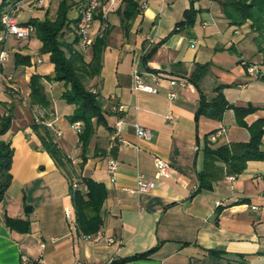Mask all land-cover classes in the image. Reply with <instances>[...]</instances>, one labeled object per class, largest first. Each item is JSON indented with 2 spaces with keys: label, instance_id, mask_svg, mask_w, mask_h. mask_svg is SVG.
<instances>
[{
  "label": "crops",
  "instance_id": "obj_1",
  "mask_svg": "<svg viewBox=\"0 0 264 264\" xmlns=\"http://www.w3.org/2000/svg\"><path fill=\"white\" fill-rule=\"evenodd\" d=\"M58 1L19 0L17 16L25 15L16 20L53 16ZM73 1L77 17L80 4ZM133 1L137 11L124 30L118 15L120 0H103L94 14L91 31L94 37L104 33L105 41L97 74L83 73L82 82L96 89L106 124L94 126L83 162L78 132L67 116L74 105L61 97L64 83L42 79L51 103L46 117L62 132L55 139L70 158L68 170L90 176L107 189L96 239H84L74 227L68 177L32 129V109L26 104L28 75L50 74L53 64L39 52L41 42L33 32L24 41L9 35L0 43V50L8 52L0 63V114L9 108L13 113L11 126L2 135L11 141L13 156L12 179L0 199V264H73L76 258L108 264L152 246L156 247L145 257L121 264H264V159L247 160L239 174L221 176L211 188L195 191L202 137L211 146L248 138L230 108L223 109L220 119L207 112L194 118L199 91L209 99L214 85L225 84L222 95L229 102L256 108L243 117L245 123L264 118V58L255 50L254 32L247 22L227 24L216 0ZM188 6L194 8L193 23L176 26ZM75 25L65 29L67 41L74 38ZM158 39L142 62L143 49ZM15 52L29 54L31 63L14 64ZM90 55L91 48L84 59ZM243 61L253 64L256 73L248 74ZM133 65L145 83L156 87L155 92L132 89ZM194 65L203 70L193 85L188 76ZM170 78L184 82L170 85ZM117 104L124 107L111 110ZM117 116L121 123L115 133L112 124ZM132 123L147 127L150 137L139 138ZM261 136L264 146V132ZM155 156L168 162L169 178L156 175ZM109 158L116 160L112 178L105 168ZM137 176L151 180L153 187L134 192ZM65 207L71 209L72 221L63 214ZM5 216L27 220L28 230L9 228Z\"/></svg>",
  "mask_w": 264,
  "mask_h": 264
},
{
  "label": "trees",
  "instance_id": "obj_2",
  "mask_svg": "<svg viewBox=\"0 0 264 264\" xmlns=\"http://www.w3.org/2000/svg\"><path fill=\"white\" fill-rule=\"evenodd\" d=\"M19 0H1L0 15L4 10V6L13 5ZM220 6V12L227 20V24L239 25L247 22L254 35L251 39L255 43L256 51L262 53L264 58V0H216ZM103 0L99 3L102 4ZM123 2V7L118 10L120 16L121 29H125L129 20L136 13V3L133 0H120ZM76 4L73 0H59L55 14L50 17L45 14L41 19L29 17L25 22L31 23L34 26L33 34L40 40L39 52L47 54V60L53 64V71L50 74H41L31 72L28 80V100L26 104L31 109L35 105L42 106L46 109L45 116L49 112L51 105L50 98L45 89H43V81L60 80L63 81L65 89L61 93V97L65 102L74 105L73 111L68 114V119L71 122L80 121L82 123L81 130L78 132L77 142L80 145V157L82 162L85 160V152L87 150L88 141L93 136L94 126L101 124L105 126L104 116L101 114V107L96 101L97 92L92 91L83 85L79 72L88 76H94L99 69V55L104 44V33L97 34L91 42V55L89 60L84 59V54L80 52L75 43L78 40V35L71 41L64 39V31L70 23H76L77 17H67L68 10ZM182 18L176 22V26L191 25L194 20V8L188 6L181 12ZM1 27V24H0ZM175 29L173 28L172 31ZM163 39V38H162ZM161 41L158 39L148 50L143 53L141 61L145 62L148 55L153 52L157 44ZM29 54L13 53L12 61L14 64H26L30 62ZM246 63L243 64V66ZM202 67L194 65L188 79L191 83L196 84L202 73ZM225 84H216L213 86L211 97L206 98L201 91L198 93L197 106L195 107L194 118L198 114L206 113L211 108L210 116L220 119L224 108L233 110L234 122L247 130V139L244 141H229L211 146L208 140L202 137V143L197 151L200 155V163L196 172V188L195 191L211 188L214 180L227 174H239L244 168V162L247 160L264 159V146L261 145V134L264 132V118L258 117L249 123L243 121V117L253 112L254 106L237 105L229 102L222 95V88ZM264 107V105H263ZM12 110L9 108L7 112L0 114V199L4 196L7 185L11 182L12 174L11 156H13V147L10 145V140L2 138L5 131L10 128L12 123ZM32 129L36 131L40 138V144L45 149L56 164L60 166L68 177L69 198L71 199L74 213V227L77 231L83 234H91L100 230L103 218L100 208H102L107 189L100 181L93 179L90 176L77 174L73 175L68 170L70 158L62 151L56 143L50 131L44 126L36 123L33 120ZM206 135V134H205ZM203 135V136H205ZM75 184L72 185V184ZM85 185L86 189H82ZM5 223L9 228L19 229L21 231L28 230V221L10 216H5ZM156 246L147 248L145 251L133 253L128 256L120 257L117 260L113 259L108 264H121L125 260L133 258L145 257Z\"/></svg>",
  "mask_w": 264,
  "mask_h": 264
},
{
  "label": "built area",
  "instance_id": "obj_3",
  "mask_svg": "<svg viewBox=\"0 0 264 264\" xmlns=\"http://www.w3.org/2000/svg\"><path fill=\"white\" fill-rule=\"evenodd\" d=\"M41 0H38L40 2ZM80 4L79 7V14L77 15V22L75 25V32L78 35V40L75 43L76 48L82 52L83 54L87 53L88 50L91 48V42L94 40V35L91 31V28L93 27V23L95 20L94 14L97 12L98 6H99V0H77ZM37 2V3H38ZM13 5H9L8 8L2 11L0 15V43L4 42V40L10 35L14 36L17 39H28L34 30V26L31 23L27 22H19L16 20V15L13 13ZM148 50V46H146L143 49V52H146ZM8 58V52L5 50H0V63L5 61ZM243 63H246L243 61ZM245 70L248 72V74H253L256 73L257 68L253 64H245L244 65ZM131 72V82L130 86L134 90H142V91H147V92H155L156 87L153 85H149L144 82L142 74L140 71L136 70V66L133 65L130 68ZM174 82H177L178 84H182L184 81L182 79L176 80L175 78H170L167 80V83L172 85ZM92 91H96L95 88H92ZM168 97H172L173 93L168 92L167 94ZM124 105L122 104H117V105H112L111 110L113 111H120ZM46 109L42 106L35 105L32 108V117L33 120L36 123L41 124L44 126L48 131H51V134L53 137H58L61 135V130L56 127H54L53 121L49 119L48 117L45 116ZM121 123V118L117 116L116 120L114 121L113 128L115 133H118L119 128L118 125ZM82 123L80 121H74L71 125V127L76 131L79 132L81 129ZM132 127L134 128V132L136 135L139 136V138H148L150 137V130L147 127L139 126L137 123H132ZM119 142L126 144L128 142H125L124 139L119 138ZM114 165H116V160H112V158H109L106 160V170L109 173V176L112 178L114 176ZM153 167L155 168L156 175L158 176H163V177H170V170L168 166V162L159 157L155 156L153 158ZM227 178H230L231 175H226ZM135 183V188L134 192H146L149 189L153 187V182L148 179H144L143 177L137 176L136 179H134ZM72 185L75 186L73 183ZM82 189H86V186L83 185ZM63 214H65L66 218L70 221L73 220V213L70 208L65 207L63 209ZM98 236H100V231H96L91 234H83L84 239H96ZM105 240L108 242L111 241L110 237H106ZM23 261H26V258L21 256ZM73 264H92L89 263V261L84 260V259H79L76 258L74 260Z\"/></svg>",
  "mask_w": 264,
  "mask_h": 264
},
{
  "label": "rangeland",
  "instance_id": "obj_4",
  "mask_svg": "<svg viewBox=\"0 0 264 264\" xmlns=\"http://www.w3.org/2000/svg\"><path fill=\"white\" fill-rule=\"evenodd\" d=\"M17 3L15 2L14 4H13V13H15V15L17 16V14H18V12H19V8L17 7ZM74 14H76V9L74 8V7H71L69 10H68V14H67V17H69V18H71V17H73L74 16ZM25 14L24 13H19V16H17V18H22L23 16H24ZM15 16V17H16ZM50 17H52V16H50ZM19 41H24V39H21V40H19ZM2 63H4V61L2 62ZM78 74H80V77H81V79H82V81L85 79V76H84V74L83 73H81V72H79Z\"/></svg>",
  "mask_w": 264,
  "mask_h": 264
},
{
  "label": "water",
  "instance_id": "obj_5",
  "mask_svg": "<svg viewBox=\"0 0 264 264\" xmlns=\"http://www.w3.org/2000/svg\"><path fill=\"white\" fill-rule=\"evenodd\" d=\"M206 110H207V114H208V115L211 114V112H212L211 108L206 109ZM27 211H28V210H27Z\"/></svg>",
  "mask_w": 264,
  "mask_h": 264
}]
</instances>
